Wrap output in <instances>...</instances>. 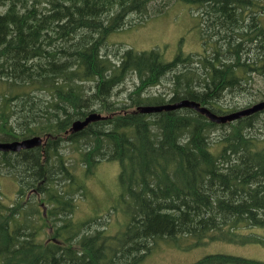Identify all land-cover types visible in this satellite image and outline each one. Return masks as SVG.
I'll use <instances>...</instances> for the list:
<instances>
[{"label": "trees", "instance_id": "1", "mask_svg": "<svg viewBox=\"0 0 264 264\" xmlns=\"http://www.w3.org/2000/svg\"><path fill=\"white\" fill-rule=\"evenodd\" d=\"M176 1L200 15L201 54L165 60L158 48L120 53L106 43ZM262 12L264 0H0V140L46 137L0 151V177L18 182L15 201L0 198V264H142L158 242L181 239L185 248L264 245L246 231L264 226V109L225 123L187 107L136 109L188 98L223 114L240 108L224 101L226 91H251L243 107L264 99ZM170 71L168 95L150 93ZM130 74L136 81L122 95ZM93 111L107 116L66 133ZM101 160L120 164L129 198V219L113 234L73 218L85 187L71 166L89 174ZM190 264L264 260L211 253Z\"/></svg>", "mask_w": 264, "mask_h": 264}, {"label": "rangeland", "instance_id": "2", "mask_svg": "<svg viewBox=\"0 0 264 264\" xmlns=\"http://www.w3.org/2000/svg\"><path fill=\"white\" fill-rule=\"evenodd\" d=\"M194 6L182 1H176L159 15L151 16L141 24L126 26L108 34L106 43L120 47L121 51L132 48L137 51L158 48L165 60H172L179 52L197 55L203 52L200 35V15ZM133 16V15H132ZM260 25L264 26V12L256 15ZM135 21V19H130ZM227 44L228 39L225 40ZM170 72L166 73L160 84L151 88L150 93L167 94L170 92ZM257 74L252 80L261 78ZM136 77L130 74L119 87L120 93L126 94L132 90ZM256 86L259 83L255 84ZM252 88V87H251ZM224 101L236 104L240 108L248 101H253L252 92L230 93L226 91ZM263 99V98H262ZM261 100L256 98L255 102ZM97 112V111H96ZM100 113V112H98ZM106 115V113H100ZM69 152L72 150L69 149ZM71 155L76 157V152ZM76 178L84 183L85 192L76 196V207L73 212L75 220L90 221L94 226H104L108 234L122 229L129 219L128 196L119 182L120 164L117 161L101 160L94 170L86 174L83 165L71 166ZM18 182L15 177L3 175L0 177V198L4 204H10L17 198ZM24 200L25 195H24ZM23 200V201H24ZM43 204V205H42ZM43 215L47 214L45 203L39 205ZM106 226V227H105ZM247 232L264 237L263 227H250ZM48 233L50 231L48 230ZM191 239H188L190 242ZM187 240L181 239V246L160 241L144 257L142 264H190L198 258L211 253H226L264 260V245L259 243H234L222 240H206L197 245L185 248Z\"/></svg>", "mask_w": 264, "mask_h": 264}, {"label": "water", "instance_id": "3", "mask_svg": "<svg viewBox=\"0 0 264 264\" xmlns=\"http://www.w3.org/2000/svg\"><path fill=\"white\" fill-rule=\"evenodd\" d=\"M193 108L197 112L207 116V118L216 123H225L228 121H233L242 116L250 115L255 112L261 111L264 109V99L258 100L248 106L239 108L237 110L218 114L210 110L207 106L201 105L198 101L182 98L173 102H166L162 104H154V105H140L137 107V110L144 113H152V112H160L162 110H174L179 108ZM106 118L105 115H101L100 113L93 111L88 113L83 118L74 119L71 122L70 127L66 132L76 133L84 129L91 122L98 121ZM44 138L39 135H33L29 137H25L22 139L15 140H0V151H19L21 149H28L39 146L42 144ZM43 205V204H42Z\"/></svg>", "mask_w": 264, "mask_h": 264}, {"label": "bare ground", "instance_id": "4", "mask_svg": "<svg viewBox=\"0 0 264 264\" xmlns=\"http://www.w3.org/2000/svg\"><path fill=\"white\" fill-rule=\"evenodd\" d=\"M58 93V92H57ZM130 99V98H129ZM162 104V103H161ZM151 105H154V104H151ZM148 114V113H147Z\"/></svg>", "mask_w": 264, "mask_h": 264}, {"label": "flooded vegetation", "instance_id": "5", "mask_svg": "<svg viewBox=\"0 0 264 264\" xmlns=\"http://www.w3.org/2000/svg\"><path fill=\"white\" fill-rule=\"evenodd\" d=\"M31 192H33V191H31ZM28 195H29V193H28Z\"/></svg>", "mask_w": 264, "mask_h": 264}]
</instances>
